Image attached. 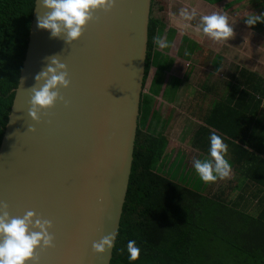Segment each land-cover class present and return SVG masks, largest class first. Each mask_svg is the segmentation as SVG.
Listing matches in <instances>:
<instances>
[{
    "label": "water",
    "instance_id": "water-1",
    "mask_svg": "<svg viewBox=\"0 0 264 264\" xmlns=\"http://www.w3.org/2000/svg\"><path fill=\"white\" fill-rule=\"evenodd\" d=\"M151 0H115L97 9L67 44L38 29L34 0L24 58L0 140V201L11 216L32 210L51 221V247L36 264H109L93 241L116 236L130 174L144 76ZM69 84L55 104L28 116L30 88L49 58ZM40 83H43L41 81ZM39 87V84H35ZM29 128L34 129L29 131ZM31 264V261L27 262Z\"/></svg>",
    "mask_w": 264,
    "mask_h": 264
},
{
    "label": "trees",
    "instance_id": "trees-1",
    "mask_svg": "<svg viewBox=\"0 0 264 264\" xmlns=\"http://www.w3.org/2000/svg\"><path fill=\"white\" fill-rule=\"evenodd\" d=\"M33 5L34 0H0V140ZM164 10V0H151L131 168L109 264H264V122L257 114L263 79L239 70L229 100L202 110L204 124L191 142L202 152L198 159L207 156L208 137L215 132L227 146L225 158L234 173L226 184L207 191L209 182L201 181L193 167L185 170L184 156L167 152L168 138L154 123V96L169 61L153 43L164 30ZM128 240L140 249L132 262L125 251Z\"/></svg>",
    "mask_w": 264,
    "mask_h": 264
},
{
    "label": "crops",
    "instance_id": "crops-1",
    "mask_svg": "<svg viewBox=\"0 0 264 264\" xmlns=\"http://www.w3.org/2000/svg\"><path fill=\"white\" fill-rule=\"evenodd\" d=\"M164 2L165 27L160 38L167 42V47H157V50L166 55L169 61L162 75L159 92L154 96L153 108L157 112L154 123L156 129L168 138L167 152L173 154L174 151L176 156L185 157L180 150L181 144L188 142L192 146L196 128L204 124L201 113L205 108L202 106V99L205 98L203 94L206 95L210 90L215 94L208 101H212L211 107L214 102L229 100V93L236 85L239 70L243 69L262 78L264 85V23L257 22L253 26L244 24L248 15L264 12V0ZM182 9H195L197 15L191 21H185L179 15ZM206 11L222 13L227 17L233 29V35L227 41H213L198 31L199 16ZM206 56H209L208 65L212 66L216 76L211 85L208 81L202 83L200 76ZM182 62L187 65L183 66ZM219 72H225L227 76L220 75ZM263 111L264 101L257 112L259 117ZM175 155L171 157L174 158ZM229 178L232 176L224 177L223 181Z\"/></svg>",
    "mask_w": 264,
    "mask_h": 264
},
{
    "label": "clouds",
    "instance_id": "clouds-1",
    "mask_svg": "<svg viewBox=\"0 0 264 264\" xmlns=\"http://www.w3.org/2000/svg\"><path fill=\"white\" fill-rule=\"evenodd\" d=\"M46 11L36 19L38 29H44L54 38H63L69 44L77 40L87 22L92 19V13L97 9L108 10L115 0H39ZM185 21H191L196 15L195 9L181 10L179 13ZM257 22L264 23V12L250 14L244 19V24L253 26ZM198 31L213 41H227L233 35V29L227 17L218 12L199 16ZM153 43L159 48L167 47V42L159 37H153ZM35 84L30 88L28 116L38 121V112L52 107L57 99H61L58 89L66 88V65L57 57L49 58V62L34 77ZM43 81V83H40ZM34 129L29 128V131ZM207 156L193 160L192 167L203 182L214 181L218 177L228 176L230 164L225 158L227 150L222 138L215 132L208 137ZM8 205L0 201V264H36L34 252L37 248L51 247L53 237L49 232L51 221L42 219L32 210H27L22 216H11ZM115 239L110 233L93 241L92 250L103 252L112 246ZM125 251L129 262L137 260L140 249L134 240H128Z\"/></svg>",
    "mask_w": 264,
    "mask_h": 264
},
{
    "label": "rangeland",
    "instance_id": "rangeland-1",
    "mask_svg": "<svg viewBox=\"0 0 264 264\" xmlns=\"http://www.w3.org/2000/svg\"><path fill=\"white\" fill-rule=\"evenodd\" d=\"M204 14H210V12L206 11L203 13ZM204 49V48H203ZM175 51V50H174ZM206 53V51H204ZM208 53V52H207ZM204 56V54H203ZM207 58H202L204 61H203V68L201 69V79H202V83H204L205 81H208V84L211 85V82H214L216 76H215V72L213 71L212 69V66H209L208 63H210V59L208 58L209 56H206ZM183 63V66L187 65L186 63L182 62ZM176 72V71H175ZM220 75H225V77L227 76L224 73H220ZM147 85V83H146ZM145 85V87H146ZM145 89H143L144 91ZM207 92V91H206ZM215 97V94L213 93V91H208L207 94L205 95V98L202 99V106H204L205 108L204 109V112H206L207 110H209L211 108V104H212V101L208 102L209 101V98H213ZM208 102V103H207ZM209 104V105H208ZM207 106V107H206ZM260 118L264 121V111L260 114ZM190 138H192V136H189ZM180 150L182 153H184L185 155V158H184V161L186 163V168L185 170H190L191 167H192V163H193V160L195 159H198V157L200 156V154L202 152L199 153V149H196L195 147L191 146L190 143L186 142V143H182L181 146H180ZM172 157L173 155H175V152L173 151V154L171 153ZM176 156V155H175ZM231 171V170H230ZM230 174L228 176H233L232 175V171L229 172ZM224 178V177H223ZM223 178H217L216 180L214 181H209V184L206 186V190L207 191H213L215 188H217L218 185L220 184H226V181H223ZM230 179V178H229Z\"/></svg>",
    "mask_w": 264,
    "mask_h": 264
}]
</instances>
